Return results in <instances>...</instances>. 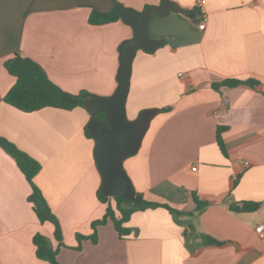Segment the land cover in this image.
<instances>
[{"label":"crops","instance_id":"1","mask_svg":"<svg viewBox=\"0 0 264 264\" xmlns=\"http://www.w3.org/2000/svg\"><path fill=\"white\" fill-rule=\"evenodd\" d=\"M171 1L194 14L150 18L148 34L161 46L136 52L126 114L160 112L123 167L145 201L183 214L136 211L124 224L126 236L107 222L97 228L96 244L82 240L76 250V234L90 236L106 206L97 197L95 143L84 134L89 115L83 107L25 113L6 104L15 78L3 63L19 54L65 92L108 96L117 86L119 47L133 29L121 20L90 25V13L116 4L143 11L161 0H0V136L40 164L34 184L64 244L58 246L52 223L38 221L29 183L0 149V264H49L36 256V235L57 249L59 264H264V233L256 232L264 222V0ZM249 78L260 85L212 88ZM194 196L207 203L201 212ZM248 201L260 208L229 210L230 203ZM203 236L225 244L203 245Z\"/></svg>","mask_w":264,"mask_h":264},{"label":"trees","instance_id":"2","mask_svg":"<svg viewBox=\"0 0 264 264\" xmlns=\"http://www.w3.org/2000/svg\"><path fill=\"white\" fill-rule=\"evenodd\" d=\"M115 7L110 12L93 10L89 15L88 23L93 26H100L118 20L123 22ZM3 66L8 74L15 78L13 86L4 95L3 102L22 112L30 113L47 107L72 110L76 107H83L84 101L91 96L86 92H80L79 94L74 95L61 90L48 79L44 70L36 62L29 58L22 57L19 54H15L11 58L6 59ZM242 85L256 88L260 85V82L254 78L245 80L225 79L220 83L213 84L212 88L218 90L220 88H234ZM96 117L100 120L105 119V116L102 113L97 114ZM223 129V127L217 128L216 140L220 151L224 154L223 145L220 139V133ZM84 134L88 139L93 140L86 125L84 126ZM0 149L15 161L17 167L29 183L31 194L28 197V201L33 205V210L38 221L40 223H52L54 226V238L58 242V246H64L58 220L52 214L39 189L34 184V179L41 170L40 164L1 136ZM97 197L101 203L106 204L104 215L101 219L95 220L91 223L92 234L90 236L76 234L75 238L78 243L75 247L76 250L80 249V242L82 240H90L93 244H96L97 228L107 224V222L112 223L119 237L126 236L129 233V230L124 224L136 211L148 207H162L170 211L172 214H183L166 205L147 202L143 199V196L137 192L134 201L105 197L100 194L99 190ZM111 201H113L114 205L110 203ZM193 201L196 205V212H201L207 206L206 202L200 201L196 196L193 197ZM259 208L260 204L257 202L248 201L229 204V210L235 213H253ZM202 238L203 245L219 246L225 244L207 236H203ZM33 243L36 247L35 252L38 259L46 261L49 264H59L56 260L57 249L52 250L49 241L44 236L36 235L33 238Z\"/></svg>","mask_w":264,"mask_h":264},{"label":"water","instance_id":"3","mask_svg":"<svg viewBox=\"0 0 264 264\" xmlns=\"http://www.w3.org/2000/svg\"><path fill=\"white\" fill-rule=\"evenodd\" d=\"M116 11L123 22L133 29V37L119 47V67L117 86L110 96L91 95L83 108L89 115L86 128L95 145L93 155L101 177L100 194L109 198L134 201L135 188L127 175L123 162L140 150L151 121L159 109L141 110L137 117L129 120L126 114V101L130 87L132 63L138 50L152 54L161 42L148 34V24L153 14L167 15L180 13L188 17L193 11H185L171 0H161L159 6H147L143 11L116 5ZM102 113L104 120L98 119Z\"/></svg>","mask_w":264,"mask_h":264},{"label":"built area","instance_id":"4","mask_svg":"<svg viewBox=\"0 0 264 264\" xmlns=\"http://www.w3.org/2000/svg\"><path fill=\"white\" fill-rule=\"evenodd\" d=\"M199 4H201V5L204 4V1H199ZM206 21H207L206 15L202 14L200 16L199 25H198L200 30H203L205 28ZM244 165H248V163L245 162ZM256 232L260 235H262L264 233V222L261 225H259L258 227H256Z\"/></svg>","mask_w":264,"mask_h":264},{"label":"rangeland","instance_id":"5","mask_svg":"<svg viewBox=\"0 0 264 264\" xmlns=\"http://www.w3.org/2000/svg\"><path fill=\"white\" fill-rule=\"evenodd\" d=\"M111 94H112V93H111ZM111 94H110V95H111ZM110 95H108V96H110ZM102 97H105V96H102ZM126 112H127V111H126ZM127 117H128L129 120H133V119H131V117H130L129 114H127ZM135 118H136V117H135ZM135 118H134V119H135ZM116 213H117V212H116Z\"/></svg>","mask_w":264,"mask_h":264}]
</instances>
